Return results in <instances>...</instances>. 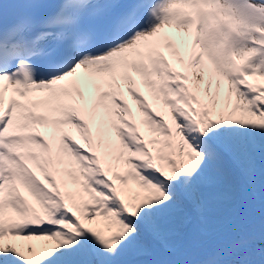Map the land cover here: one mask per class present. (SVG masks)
I'll return each instance as SVG.
<instances>
[{
	"label": "snow or ice",
	"instance_id": "snow-or-ice-1",
	"mask_svg": "<svg viewBox=\"0 0 264 264\" xmlns=\"http://www.w3.org/2000/svg\"><path fill=\"white\" fill-rule=\"evenodd\" d=\"M0 264H264V0H0Z\"/></svg>",
	"mask_w": 264,
	"mask_h": 264
},
{
	"label": "rangeland",
	"instance_id": "rangeland-1",
	"mask_svg": "<svg viewBox=\"0 0 264 264\" xmlns=\"http://www.w3.org/2000/svg\"><path fill=\"white\" fill-rule=\"evenodd\" d=\"M131 185V182H129L128 185V196L134 198L137 195V189ZM235 203L231 201H223L219 205L209 209L203 227L205 229V238L223 231L224 229L227 228V225L230 224L232 221H237L235 220V213L233 211ZM93 206L89 205V208L91 209ZM90 219H94L98 226H102V221L99 220L98 217L90 216ZM188 220L185 221L183 225V229H185L186 224ZM201 227V225H200ZM198 226V228H200ZM197 228V229H198Z\"/></svg>",
	"mask_w": 264,
	"mask_h": 264
},
{
	"label": "bare ground",
	"instance_id": "bare-ground-1",
	"mask_svg": "<svg viewBox=\"0 0 264 264\" xmlns=\"http://www.w3.org/2000/svg\"><path fill=\"white\" fill-rule=\"evenodd\" d=\"M6 103H7V100H6V97H5V104H6ZM168 120H169V122H170V118H168ZM141 132H142V133L145 135V137L147 138L146 130L143 129V128H141ZM80 144H81L82 146L86 147V149H87V145H84V144H83V141H80ZM177 153H178V148H177ZM178 163H179V162H178ZM244 223H245L244 220H242V221L239 222V223H233L232 229H233V228H236V230H237L238 228L244 226ZM193 225H194V224H193ZM194 228H195V227H194ZM191 231H192V230H191ZM228 232H229V230H225V231L222 232L221 234H217V235L211 237V238L208 240V242H209V243H212V242L217 241L218 238L227 237V236H229V233H228ZM190 233H192V232H190ZM233 233H234V232H233ZM29 243H31V244L33 245V248L36 247V242H35V241H30Z\"/></svg>",
	"mask_w": 264,
	"mask_h": 264
}]
</instances>
